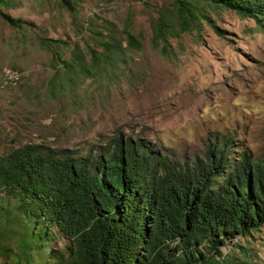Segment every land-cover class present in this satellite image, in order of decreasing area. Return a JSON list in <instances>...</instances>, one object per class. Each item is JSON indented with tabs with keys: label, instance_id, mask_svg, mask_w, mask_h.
Wrapping results in <instances>:
<instances>
[{
	"label": "trees",
	"instance_id": "trees-1",
	"mask_svg": "<svg viewBox=\"0 0 264 264\" xmlns=\"http://www.w3.org/2000/svg\"><path fill=\"white\" fill-rule=\"evenodd\" d=\"M18 4L0 0V17L18 30L32 27L4 12ZM205 5L264 26V0H173L170 15L153 23V47L165 52L171 38L199 32V20L209 19ZM129 24L127 46L103 26L93 28L86 54L66 60L51 50L55 75H66L63 89L75 83L72 75H123L125 51L142 48ZM233 144L216 134L204 158L184 159L116 133L84 153L46 145L7 152L0 158V264H253L251 244L241 241L253 242L264 227V157L235 156ZM61 239L64 248L53 251Z\"/></svg>",
	"mask_w": 264,
	"mask_h": 264
},
{
	"label": "rangeland",
	"instance_id": "rangeland-1",
	"mask_svg": "<svg viewBox=\"0 0 264 264\" xmlns=\"http://www.w3.org/2000/svg\"><path fill=\"white\" fill-rule=\"evenodd\" d=\"M70 1L75 13L60 0H16L4 12L32 24L20 30L0 17V85L8 69L23 75L19 86L0 88V158L25 145L84 153L116 133L184 159L204 158L219 134L234 139L235 156L264 157V26L205 5L199 32L171 38L162 52L153 47V23L170 15L173 0ZM127 21L142 48L125 51L124 74L72 75L63 89L66 75H55L51 50L66 60L86 54L93 28L103 26L127 46ZM252 237L241 244H251L253 264H264V227Z\"/></svg>",
	"mask_w": 264,
	"mask_h": 264
},
{
	"label": "built area",
	"instance_id": "built-area-1",
	"mask_svg": "<svg viewBox=\"0 0 264 264\" xmlns=\"http://www.w3.org/2000/svg\"><path fill=\"white\" fill-rule=\"evenodd\" d=\"M23 75L13 69H8L5 71L4 76L1 80L0 88L8 89L14 88L20 85L22 82Z\"/></svg>",
	"mask_w": 264,
	"mask_h": 264
}]
</instances>
